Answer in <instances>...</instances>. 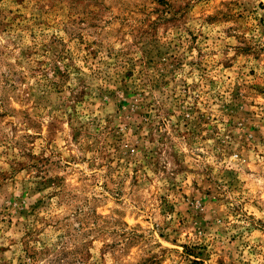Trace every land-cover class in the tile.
Returning a JSON list of instances; mask_svg holds the SVG:
<instances>
[{
    "label": "rangeland",
    "instance_id": "1",
    "mask_svg": "<svg viewBox=\"0 0 264 264\" xmlns=\"http://www.w3.org/2000/svg\"><path fill=\"white\" fill-rule=\"evenodd\" d=\"M0 264H264V0H0Z\"/></svg>",
    "mask_w": 264,
    "mask_h": 264
}]
</instances>
